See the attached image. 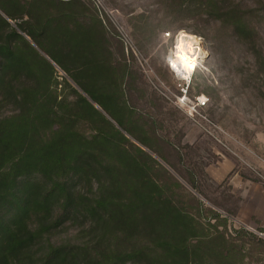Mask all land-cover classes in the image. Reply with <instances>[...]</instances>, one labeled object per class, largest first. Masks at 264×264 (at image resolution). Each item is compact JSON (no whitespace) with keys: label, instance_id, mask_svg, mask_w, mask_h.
Wrapping results in <instances>:
<instances>
[{"label":"trees","instance_id":"obj_1","mask_svg":"<svg viewBox=\"0 0 264 264\" xmlns=\"http://www.w3.org/2000/svg\"><path fill=\"white\" fill-rule=\"evenodd\" d=\"M157 2L162 23L198 6L264 68V0ZM0 8L19 19L12 26L0 12V264H207L211 255L238 264L227 216L205 207L204 221L203 202L184 201L183 183L122 131L145 142L131 128L135 110L125 113L124 46L112 59L113 35L97 11L83 0H0Z\"/></svg>","mask_w":264,"mask_h":264},{"label":"rangeland","instance_id":"obj_2","mask_svg":"<svg viewBox=\"0 0 264 264\" xmlns=\"http://www.w3.org/2000/svg\"><path fill=\"white\" fill-rule=\"evenodd\" d=\"M83 1L97 11L113 35L111 58L118 57L116 45L125 49L130 68L124 84L125 104L129 108L125 113L129 115L131 108L135 110L130 115L134 118L131 128L145 142L123 127L122 131L155 157L159 170L164 166L183 183L184 201L196 207L192 197L195 195L203 202L200 213L204 221L211 216L205 207L227 216L231 240L243 255L238 264H264V68L259 64L262 61L252 57L249 47L227 39L226 31L221 38L219 30L199 14L198 6L186 9L183 5L162 23L157 0ZM0 12L8 17L1 8ZM8 19L18 27L19 19ZM160 24L178 28L162 29ZM257 25L264 47V19ZM166 33H171V37ZM180 36L198 39L202 47L196 68L187 78L180 75L171 58ZM27 37L53 63L54 75L59 79L66 76L61 66ZM185 49L186 46L180 51ZM197 95H205L208 101L199 111H192L182 99H195ZM95 104L121 127L103 107ZM240 228L253 234L240 236L236 230ZM71 233L65 232L62 237ZM206 263L227 264L213 255Z\"/></svg>","mask_w":264,"mask_h":264},{"label":"bare ground","instance_id":"obj_3","mask_svg":"<svg viewBox=\"0 0 264 264\" xmlns=\"http://www.w3.org/2000/svg\"><path fill=\"white\" fill-rule=\"evenodd\" d=\"M176 47L171 54L172 62L176 67V70L180 71V75H184V78L194 70L191 65H196V61L200 56L202 47L198 39L192 38L191 36H180L176 40ZM184 51H180L182 47H185Z\"/></svg>","mask_w":264,"mask_h":264},{"label":"built area","instance_id":"obj_4","mask_svg":"<svg viewBox=\"0 0 264 264\" xmlns=\"http://www.w3.org/2000/svg\"><path fill=\"white\" fill-rule=\"evenodd\" d=\"M185 98H183L182 100H184V102L192 109V111H199L207 104L208 101V97H206L205 95H197L195 99L186 96Z\"/></svg>","mask_w":264,"mask_h":264},{"label":"snow or ice","instance_id":"obj_5","mask_svg":"<svg viewBox=\"0 0 264 264\" xmlns=\"http://www.w3.org/2000/svg\"><path fill=\"white\" fill-rule=\"evenodd\" d=\"M167 36L171 37V33H166ZM194 69L196 68V65H191Z\"/></svg>","mask_w":264,"mask_h":264}]
</instances>
